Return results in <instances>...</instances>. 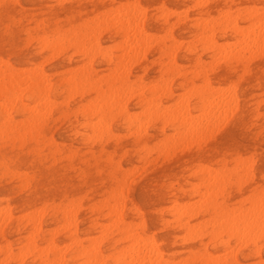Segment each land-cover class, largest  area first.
Segmentation results:
<instances>
[{"label":"rangeland","instance_id":"1","mask_svg":"<svg viewBox=\"0 0 264 264\" xmlns=\"http://www.w3.org/2000/svg\"><path fill=\"white\" fill-rule=\"evenodd\" d=\"M168 1L167 0H69V1L67 0L65 1L63 0H38V1L37 0H0V62L6 61L5 63L3 62L4 63L3 65H1L2 62L0 63V70L3 69L2 71H0V73H2L3 71L6 72L5 69L9 68L11 71L15 72V74L17 75L16 77L17 79L19 77V79L15 81V84L17 86H19L20 83L25 82V84L19 86L20 88L19 87L17 88L16 86V88L19 90V93L22 94L20 95L17 93L16 95L17 100L14 101L13 106L11 105L12 107L10 106V104L13 103L9 100V98L6 99V97H9L10 93H4V92L0 93V104H1L0 105V121H1L0 122V205H2L0 206V210H3L4 208L6 210L8 208L4 206L11 205L9 207V210L6 211L3 210L4 212L7 213L10 212L9 216L6 213V217H5V215H2L4 212L3 211H2L3 213L0 212V230H1L0 231V264H42L43 263L42 261L45 260L40 261L41 257L40 255L37 254L42 253V251L46 249L44 248L45 245H46L45 247L50 246L47 245L50 244L47 243L48 241L49 242L53 241L54 244H57L56 245L57 249L60 246L66 245L65 243L68 242L66 245L67 248H65L64 246V248L61 247L60 249L65 251V252L61 251L63 253V259L61 261L62 262L61 264L84 263L85 259L80 258L74 260L73 258L69 257V255L74 254L73 251L75 250L74 245L70 243L71 241L69 242V240H71L70 239L71 234L74 232L78 234L79 237L78 239L81 240L83 244H87L88 241L96 242L97 241L96 239H98V241L100 240L99 242L97 241L96 245L99 247L103 259L105 260L104 264H113L109 256L111 254L120 251V248L129 244L127 242H122L119 240V237L121 234H123L122 231L124 230H126V232L129 231L131 232L136 230L142 237L154 238L155 241L157 242L160 251L163 254V258L168 259L165 260L163 264L166 263L168 264L169 263L168 261L170 259L172 260L178 259L179 263H181L180 260L184 261L185 259H188L190 257L192 258L191 255L196 254L199 251L202 252L206 251V255L209 252L208 254L210 255V257L213 258V256L211 255L217 256L215 253L217 252L218 254L219 251L214 244H209L206 234L202 237L194 238L197 234H199L198 232H202V231L205 232L207 230H210L211 228H214L211 223V219H210L211 217L208 214L205 215L199 214V216L193 217L192 223H197V221L199 220L198 222L207 223L206 224L207 227L203 226L204 227L203 228L201 226L199 227L197 226L195 230L196 232L195 231L192 232L191 235L192 239H189L191 237H189L188 235L187 237L189 238L185 237L186 235L183 233L182 229L178 227V225L174 221V214L177 212V210L181 209L179 208L182 206L181 203L183 202L184 204L185 202L188 203L187 200L193 201L189 203H194L195 200L196 202H198L197 200H201V195L204 194V197L207 198L209 194L216 191L213 189L214 186L212 183L208 184V181H212V178H215V176L217 177L219 176V178L224 180L223 183L225 186V192L222 193V195H220V193H216L215 194L216 197L212 196V199L213 197L216 198L218 202H223L229 208L230 207L233 208L235 207V205L236 207L240 205L244 207L249 206L250 201H252L253 197L255 199V197H257V195L260 192L261 193L264 192V52H263L264 43H262L264 39H262V41L260 39L256 43H253L252 41H251L252 43L243 42L252 39L250 35L249 37H246L247 35V34L245 35L246 29L247 32L252 31L251 27L255 30H257L258 28L259 30H262V26H264V22H262L263 24H261V21H263L264 19V0H171V1L168 0ZM27 3H29V5ZM131 4L134 5L132 6ZM120 5L122 8L121 11H119ZM125 5L128 7H125ZM135 5L139 6V8L135 7ZM117 7H119L118 12L114 11V9H117ZM134 7L137 9H135ZM140 7L141 8L144 7L146 10L143 8V12H142L140 10L141 9ZM245 7H247L249 10ZM127 10H129L130 14L131 12H133L131 14L133 16L138 15L135 16L138 21V24H140L141 22V25L139 26H141V28L144 29L145 33L148 34L149 38L152 37L151 36L152 33L155 36L153 38H150L149 40V44L152 43L153 45L148 44L146 46L147 49L145 50H143V48L145 47L136 50L134 49L135 52L134 50H131L132 51L131 54L134 52L137 55H134L133 53L131 58L129 57L126 59V57H123L124 60L120 59L118 61V59L116 58H119L118 56H122L125 53L122 51H124L125 48L124 41L126 40L124 39H126V36L123 34V32L119 30V26H118L119 24L114 21L117 20V17L120 15L123 16L124 18L128 17V15L130 14ZM133 10H137L138 14ZM170 10H172V14H170L171 13ZM173 10H176V12ZM245 10L248 11V13ZM166 11L169 12L167 13ZM253 11L254 13L256 12L255 13L256 15L251 13ZM123 12H126L125 16L122 15ZM139 12L141 13L139 14ZM161 12H164L162 13L163 16L160 15ZM119 13L122 14L118 15ZM114 14L118 16H115ZM235 14L237 15L233 17ZM177 15L178 16L181 15V16L178 17ZM225 15L228 16L225 17L226 19L223 17ZM140 16H142L143 19H141L142 17ZM114 17L115 19L113 20L112 18ZM8 18L10 21L7 20ZM105 18L108 19L106 20ZM138 19L142 21H139ZM112 20L113 22H110ZM202 20H205L206 23L203 24V22H205L203 21L202 23L199 22L198 25L194 24L195 22ZM254 20H256V22ZM231 22L234 23L231 24ZM251 22L252 24L256 23V25L257 22H259L260 23V24L258 23L259 27L254 28L256 27V25L255 26L253 25L254 27L249 26V23ZM200 23L201 25H203L204 28L202 26H201L202 28L199 27ZM90 29H92L93 32ZM97 29H100L101 33ZM175 29L177 30V32ZM239 29L242 31V33H239L237 35L236 32ZM94 31L96 32V34H94L95 33ZM234 31L236 32L234 33ZM186 32L187 34L185 35L184 33ZM88 33H90L91 35L89 36ZM111 33H113V35ZM42 35H44V37H42ZM204 35H207V37L211 36L212 38L204 37ZM84 36L88 37V39H85L86 37ZM104 36H106L107 38H105ZM40 37L42 38L41 42L39 40ZM171 37L174 38V40H172ZM59 38H63V39H59ZM83 39L84 41H82ZM59 40H61V42H59ZM93 40L96 44L99 45V47L100 46L102 47L101 52L92 55L91 59L94 56L93 60H91L90 58L89 59L87 58L88 59L87 60L84 58L82 54L83 51L80 50H82L86 45L95 44ZM236 40L240 42H237ZM42 41L45 42V45L44 42ZM47 41L49 43H47ZM55 41L59 42V44L58 43L55 44L56 43ZM180 41L182 44L180 43ZM206 42L208 45L206 44ZM214 43L216 45H213V47H211L212 44ZM238 43H240L241 45ZM259 43L260 45L262 44V46H260ZM39 44H43V46ZM60 44L61 45L63 44L64 48L63 47L61 48ZM119 44L120 45L122 44L121 47H119ZM127 44L131 47L130 45L131 43L129 41L127 42ZM233 44L239 45L241 46V48L239 46H232ZM203 45L205 46V49ZM56 46H60V47L56 48ZM214 46H220L222 50H224L225 48H226L225 50H227L229 46H230V48H228L229 50L232 47L233 49L240 48L243 50V46H244V50L247 48L248 52L251 54L248 55L249 53L247 51L242 52V50L237 49L239 50L237 51V55L239 54L241 57L238 55L239 57L236 56L233 59L223 60V57L221 56L223 55V52L221 51L219 52L220 53L219 54L217 50L216 51L214 50L215 49ZM31 47L34 49H32ZM81 47L82 49H78ZM223 47L225 48L223 49ZM142 50L143 53H141ZM170 50L174 52H171ZM52 51H54L55 54L52 53ZM170 52H171L170 58L173 59H170L169 56L167 55V54L170 55ZM181 52L182 54H180ZM215 52H217L218 54ZM25 53L28 55H25ZM139 53H141V56H143L142 54H144V56L139 57L140 56ZM177 54L179 55V57H177L178 56ZM202 55H204L205 57ZM242 57H245V59H243ZM60 58H62V60ZM133 58L135 61L133 60ZM218 59L220 61L219 63L216 62ZM221 59L223 61H221ZM19 60L22 61L20 62ZM125 61L126 62L130 61V63H125ZM120 62H123L125 66H121L122 63ZM174 62L177 64H175ZM82 63H84V65ZM88 64H90L91 66L89 67ZM180 64L182 65L180 66ZM58 65L59 66L61 65V67H59ZM35 66H38V68ZM79 66L81 67V69ZM25 67L28 68V70L25 71L23 69ZM121 67H125L127 69L130 68L129 71L127 72L126 69L122 68L128 74V78L126 82L125 83H114V81L112 82L113 75L116 74V70L120 71ZM18 68H20V70H17ZM208 68H210L211 70ZM189 69H191V71H188ZM23 70L25 72H23ZM89 70L94 75L92 81L95 80L97 81L96 84L99 86L98 87L99 89L107 90L109 87L116 88L115 86L118 87L119 85V87L121 88L125 87V90H128V94L126 92L125 95H123L126 97L122 96L123 98H125V100L123 98H122L123 100L121 99L122 101L120 100L121 102L120 107L124 105L126 112L123 111L118 112V108L120 107L118 106H117L118 108L114 107L110 112L108 118L103 120V124L102 126H100L101 128H104L105 126L104 124L108 123L106 124V126L109 125L108 127L105 128L106 131L105 130L102 131L103 129H97L98 127L93 129L91 128L90 125H88L90 124L89 122L91 121L100 122L99 120L100 118L98 119V121H94L98 117H100L98 111L96 112V110L95 111L92 110L91 112L93 111L94 112L93 114H91L90 112H86L84 111V109H82V106L88 104L87 102L96 96L94 91H88L87 90L88 86H85L84 88L85 90L82 91V93L77 92L75 94H69L67 92L68 83H67V79L65 78H68V76L70 77L72 74L75 73L80 74L83 71H89ZM41 71H43V73L45 74V78L49 77L47 78L48 82L50 83V86H48L49 95H50L49 104H44L42 100L39 101L42 103H37L38 100L28 99L26 98V96L23 95L24 93L23 89L26 87V83H27V81L25 80H27L30 77L29 74L32 72L39 73ZM194 72L197 74H194ZM20 73H22V75ZM105 74L107 76H105ZM205 74L206 76H203ZM25 75H27L28 78H26L27 76L25 77ZM108 75H110V77ZM20 76L22 77L20 78ZM0 79H2L1 75H0ZM169 80L171 82L167 84L166 81L169 82ZM131 81L133 82L131 83ZM164 81L168 86V90L163 93L156 91L158 94L155 93L153 97L155 99H153L152 104H149L150 106H148L144 102H140L139 99V94H141L140 90L141 92L146 91V94H148L149 84L151 83L154 84V85L153 84L149 85V87L151 86L150 89H153L152 88L153 86L154 87L158 86L156 85V83L162 85L165 84L163 83ZM206 81H208L207 83H209L210 88L213 87L214 89H216V86H219L218 89H216L218 91H215L218 93V95L221 93L220 88L222 91H224L222 92L223 94L221 95L225 96V95H229L228 93H230V95L232 96H227L226 98L229 97V99L232 100V107L229 106L231 104V101L228 100L229 102L228 103L227 99L226 98L223 99V96H221L222 97L221 99L226 101L228 105L227 107L226 105H224V107L228 108L226 110L227 111L230 110L231 113L230 112L227 113L226 111L223 112L224 107L222 106L219 110H221V112L223 113L219 112L220 115L217 116L223 119L222 117L230 114L229 117L228 118L224 117V119L226 118L225 119L226 121L218 119L217 117L215 121L221 120L222 122L223 121L225 122L222 123L217 121L218 125L217 122H215L216 125L215 124L212 125L211 127L213 128L210 129L212 130L214 128H217L218 126H220L218 127L220 129L218 128L214 129L215 134L213 131L212 132L209 131L210 130L209 129L208 130L209 134L212 133L210 135L207 134L208 137L210 136L209 139H206L208 137H204L206 135L200 136V138L204 137L201 139L198 138L199 140L202 141L201 142L196 139L198 137L196 135H195L196 138L195 136L192 135L189 137H187L186 135H189L190 130L193 131V129L197 128V126L205 124L207 122V119L205 118V120H203V117L201 118L200 115L199 118H197L198 116H196V118L191 117L192 115L194 116L197 113L199 114V112L196 110L197 107L205 105L203 104L201 94H202V89H204L202 87L206 85ZM203 82H205V84ZM201 83L204 85H201ZM198 84L200 85L199 88H198L199 86ZM228 84H231V86ZM196 85H197V89L195 87ZM223 86L226 87L229 86L230 88L234 86L235 89L231 88V90L234 91V92L232 91L233 94L230 92L229 87H227L228 88L227 90ZM134 87L137 89V91L136 89H134ZM189 87L191 88L194 87L195 89L193 88L191 90ZM222 87L224 88V90L222 89ZM133 89L134 91H132ZM186 89L187 92L185 91ZM188 89H190L191 91H188ZM130 91L134 92V95H132L133 93H131ZM169 91H171L172 93ZM182 91L184 95L180 94L182 93ZM197 91L199 93H197ZM135 92H138L139 94ZM215 92L210 94L212 95V97L209 96V98L210 97L213 98L211 100L220 98L219 97L220 95L217 97L214 96ZM185 95L189 96L187 97L186 103L183 102L186 100ZM190 96L192 98H190ZM178 97L179 100L176 101ZM66 98L68 99L67 101ZM235 98H237V100H234L236 102L233 101V99ZM126 100L127 102L126 104H124ZM180 100L183 101L179 102ZM157 101L159 102L157 103ZM8 102L9 105H7ZM21 103L22 104L26 103V104L25 106H23ZM155 103L156 104L160 103L159 104L160 107H167V105L177 106L179 103H180L179 105L187 104V108L189 109V114H190L189 116L191 117V119L192 118L193 119L190 121L191 123L186 122L187 124H182V125L178 124L179 126L177 125V123H179L178 121L172 120L173 122H171V120L169 119L168 120H162L161 118L156 119L154 115H152L153 117L150 116L153 113L150 111H153L154 108L153 106L155 105ZM175 103H177V105ZM32 104H34L35 107L33 106V108L32 109L30 108V110L31 112L32 110H34L35 112L37 111L36 114L30 113V111L26 110V108L30 106L32 107ZM42 104L43 106L47 105V107L44 106L45 108L48 107L50 108L49 109L50 112L44 114L45 116L43 115V113L46 112L42 113L40 111L41 109H43V107H41ZM130 104H134V105H130ZM1 108H4V110ZM8 108H10L9 114L6 113ZM35 108L37 110H35ZM45 108L42 111L44 110L49 111L48 109ZM217 108L218 107L216 106L214 109ZM229 108H231L232 110ZM141 109L142 111H144V109L145 111L147 110L148 111V112L146 111L147 115L150 117L145 116L144 113L145 111L143 112L144 114L142 113L143 115L140 114L141 115L140 116L138 112L140 110L141 113L142 112ZM219 110L218 109L216 110L217 114ZM116 111L117 113H115ZM39 112H41L42 115ZM129 112L131 114H129ZM135 112H136L135 114L136 120H134L135 118L133 119L134 116H132V113L134 114ZM5 113L6 115H8V117L5 116ZM30 116L31 118H29ZM39 118L42 120H40ZM129 118L132 120H129ZM146 118L148 119L147 121L150 120L151 121L149 123L146 122L145 121ZM28 119L29 120L32 119V120L28 121ZM33 119H35V122H33ZM37 119H39V121ZM26 120L28 122H32V124L29 125ZM142 120H144L143 124L140 123ZM199 120L203 122L205 121V123L200 122ZM193 121H194V126H192ZM136 122H138V124ZM163 122L167 124L164 125ZM115 123H117V125ZM93 124L92 125L95 126V123ZM85 125H88L89 127L87 126L86 128L84 127ZM120 126L122 130L119 128ZM136 126H141L140 128H143L144 126V129L139 130V128ZM191 126L194 128L191 129ZM33 127L34 129H32ZM184 127H187L186 130L188 129L190 130H188V132L187 131L185 132ZM8 128L12 130L10 131L8 130ZM137 128L138 130L136 131L137 132L136 135L131 133L134 132L132 130H135ZM175 128H178V130H175ZM237 128H239L240 130ZM95 130L99 134H100L99 130H101V135H94L96 133ZM22 131H24V133H22ZM107 131H108L107 135H104L106 134L105 132ZM128 131L130 134L128 133ZM177 131H180L178 133L184 131L185 134L184 133L178 134ZM139 132H141L142 134ZM87 133L88 135L90 134L89 135L90 137L87 135ZM138 133L141 135H139ZM123 134L124 136L126 134V137H123ZM172 134L173 137L177 136L179 140L177 138H174V141L171 142V140H173ZM116 135H118V137ZM63 136L64 139L62 138ZM86 137H88V139L90 138V140H87ZM68 138H70V140H68ZM96 138L97 140H95ZM164 138L169 139L170 147L171 145L174 144L173 145L174 147L173 146L172 147L175 150L177 148H181L180 146L183 147L181 148V150L178 149L175 151L170 147H168L169 149L168 148L165 149L160 144L155 145L159 142L161 143L162 140H164ZM186 138H190L191 141ZM184 140L185 141L188 140L190 142L187 141L188 143L186 142L187 144H185V142H182ZM189 143H191V145ZM141 147H143V149ZM184 147L187 148L184 149ZM162 151L163 152L171 151V153H167V154L165 153L166 154L165 155L164 153H161ZM144 152L148 154H144ZM250 158H251V162H250ZM147 160L148 162L150 160V162L148 163ZM244 161H248L249 163ZM144 162L146 163V165ZM250 163L252 164L251 168L249 167L251 165ZM242 164L244 165L242 166ZM245 164H248L246 165L248 167H246ZM133 165L134 166L136 165L138 167H134ZM202 165L207 166L208 167L206 168L207 170H209V168L212 169L213 170V171L211 170L212 175L214 170L216 169L217 170V171L215 170L216 175L215 174L214 176L210 175L211 171L209 170L210 172L209 171L206 172L207 170L205 168L204 170L206 171H203L202 170L203 168H201V171L198 169V171L194 172V170H196L197 167L198 168L202 167ZM244 166L246 167V169H243ZM131 168L132 169L135 168V169L131 170ZM139 170L141 171L139 172ZM22 171H24V173H22ZM244 171L246 172L249 171V172L246 173ZM126 172L128 173H127V178L125 179L123 178V176L126 175L123 174H125ZM132 172H134L136 175H134V173ZM219 173L220 175H218ZM205 174H209V175L202 176ZM247 175H250L248 176V179H247ZM145 176L148 178H146ZM201 176L202 178H200ZM208 176H211L212 178ZM225 177H227L228 179ZM236 178H238V180ZM242 178L244 179V181ZM123 179H125L126 181L125 184L130 180L129 184L125 185L123 183L124 182ZM196 183H197L196 186L197 188L195 187ZM190 184H193L192 186L194 187H192ZM200 184H203L204 187L203 185ZM119 186L123 187V190H126L127 188L126 190L127 192L125 191L126 193H124L122 189L119 192V188H120ZM1 187L4 189H2ZM190 187H192L193 190H191L192 188ZM205 189L207 191H204ZM210 190L212 191L209 192ZM4 191H6V193ZM201 191L203 192V194L198 193ZM205 193L207 194L209 193V194L207 195ZM110 194L115 195V197L117 196V200L116 198H114V196L112 197V195ZM118 194L119 195L123 194V195L119 197ZM137 195L139 197H137ZM205 195H207V197ZM250 196L252 198H250ZM122 199L123 202L120 201ZM244 199H246L247 201L246 200L244 201ZM119 201L122 202L123 204L120 203ZM172 202H174V204ZM42 204L44 205L41 206ZM113 204H118V205H113ZM171 204H173L174 206ZM179 204H181V206H179ZM108 205L110 206L107 208L106 206ZM168 205L171 208H169ZM1 207H3V209ZM39 207L40 209L43 208L42 210L43 213H41L40 215L34 214V212L37 211L36 208ZM97 207H101V208L97 209ZM112 207H118V211L120 213L110 214L109 211L110 208ZM173 207L176 208V210H174ZM33 208L34 210L35 209L36 210L31 211ZM70 208L73 209V211L76 210L75 214H73L74 212L71 213L72 210ZM68 209L70 210L68 211ZM183 209L185 210V208ZM183 209L179 211L182 213L183 219H185L188 215V211L184 212ZM62 210L64 211L62 212ZM44 211L46 212L44 213ZM68 212H69V217L67 215ZM18 215H21V217ZM63 215H65L66 218ZM36 216L38 218L40 217L39 221L36 220L37 218ZM72 216H74V218H72ZM7 217L9 219H7ZM70 217L72 218V220H70ZM111 217H113L115 220L113 218H112L113 220H111ZM64 218L66 220L68 218L69 220L68 221L63 220ZM218 218L221 219L222 217H218ZM218 218L216 220L220 221V219L218 220ZM118 219L120 222L116 221ZM168 219L169 221H167ZM225 219L226 218H223L221 219V221H224ZM62 221H64L65 224ZM71 221L73 224H71ZM139 221H141L140 222L141 224L137 227L135 223L136 222L138 223ZM36 222L39 223L38 226ZM106 222L108 223L111 222L110 224L114 222L113 224L114 227L109 228L111 225L107 224ZM69 223L71 224L70 226ZM102 223H104V225ZM218 223H215L214 225ZM102 225L106 228L104 229L100 227ZM61 226L64 228H62ZM66 226H68V228ZM127 226H129V228ZM133 226L135 228H133ZM34 227L37 228V231L35 229L36 231L35 233H34ZM119 227H121L122 229H120ZM124 227L127 228L124 229ZM198 228H200V230H198ZM52 229L54 230L53 232H51ZM107 229H109L110 231ZM30 231H32L33 233H31ZM136 231L131 233H136ZM161 232L162 234H160ZM98 233L99 234L102 233L101 234L102 236L99 235L100 238H102V240L99 237H96V235L98 236ZM26 234H29L27 235V238H26ZM149 234L152 236H150ZM92 235H94L93 237L95 238L93 240L91 238ZM181 235L184 236L186 240H183V237ZM31 236L33 239H30ZM50 238H52V240ZM180 239H182L183 241ZM263 241L264 239L262 238L260 240H257L256 245L259 248V255H261V259L264 260V243H262ZM69 243L71 244V246L69 245ZM179 244H182V246L180 247ZM22 246H25L26 248H28V250ZM31 246L35 249H31L32 248ZM36 247L39 248L36 250ZM4 249H6V251ZM21 249L22 250L24 249V251H22ZM7 250L8 251L10 250L9 251L10 254L7 253ZM38 250L40 252H38ZM253 250H254L253 245H244L240 247L236 251V255H235L236 260L233 262L230 258L228 264H242V263L254 264L255 262H258L260 258L259 256L253 254L252 252ZM28 252L30 254H28ZM6 256L8 258H6ZM20 256L22 257L21 261L19 259ZM184 256L186 257L185 259ZM51 257L52 255L49 254V259L45 261L47 264H54V262L51 261ZM197 258L193 259V262L191 264H203L202 259L200 258L197 259ZM4 259L6 260L3 261ZM178 260L177 262L175 261L174 263H172L171 261L170 263L177 264ZM45 262L43 264H46Z\"/></svg>","mask_w":264,"mask_h":264},{"label":"bare ground","instance_id":"2","mask_svg":"<svg viewBox=\"0 0 264 264\" xmlns=\"http://www.w3.org/2000/svg\"><path fill=\"white\" fill-rule=\"evenodd\" d=\"M38 1V0H37ZM63 1H65V0H63ZM67 1H69V0H67ZM168 1V0H167ZM171 1V0H170ZM11 2V1H10ZM121 2V1H120ZM156 2V1H155ZM169 2V1H168ZM173 2V1H172ZM63 3V2H62ZM131 3V2H130ZM135 3V2H134ZM145 3V2H144ZM28 5H29V3H27ZM119 4V3H118ZM121 4H124V3H121ZM170 4V3H169ZM220 4V3H219ZM27 5V6H28ZM32 5V4H31ZM132 6L134 5V4H131ZM177 5V4H176ZM174 6V5H173ZM182 6V5H181ZM125 7H128V6H126L125 5ZM135 7H138L139 8V6H136L135 5ZM134 7V8H135ZM130 8V7H129ZM141 8V7H140ZM143 8L144 7H142L140 10L143 12ZM243 8V7H242ZM245 8H247V7H245ZM118 9H119V7H117V9H114V11H116V12H118ZM121 5H120V9H119V11H121ZM125 9H128V8H125ZM132 9V8H131ZM130 9V10H131ZM135 9H137V8H135ZM145 9V8H144ZM248 9V8H247ZM139 10V11H140ZM146 10V9H145ZM144 10V11H145ZM195 10H197V9H195ZM249 10V9H248ZM124 11V10H123ZM128 12H129V10H127ZM134 12H136L137 13V10H133ZM173 11H175L176 12V10H173ZM246 11V10H245ZM244 11V12H245ZM103 12H105V11H103ZM127 12V13H128ZM167 13L169 12V11H166ZM165 12V13H166ZM170 14H172V10H170ZM195 12V11H194ZM247 13H248V11H246ZM126 12H123V14L122 13H119L118 15H120V14H122V15H126L125 14ZM133 12H131V14H132ZM135 13V14H136ZM141 12H139V14H140ZM162 13H164V12H161V14L160 15H162ZM178 13V12H177ZM252 14H255L254 13V11L253 12H251ZM250 13V14H251ZM116 14V13H115ZM114 14V15H115ZM129 14H130V12H129ZM128 15V17H126V18H124L123 16H118V15H115V16H118L117 17V20H115L114 22H117L119 25V30L121 31V32H123V34L126 36V39H124V40H126V41H124L125 43H124V51H122V52H125L122 56H118L119 58H116V59H118V61L121 59V60H124V58L123 57H126V59L127 58H131V56L133 55V53L135 52V50L136 49H139V48H142V47H145V48H143V50H145V49H147L146 48V46L149 44V40H150V38H153L155 35H153V33L151 34V36L152 37H150L149 38V36H148V34H146L145 33V31H144V29L143 28H141V26H139V25H141V22H140V24H138V21H137V19H136V17L135 16H138V15H135V16H133V15ZM138 14V13H137ZM192 14V13H191ZM190 14V15H191ZM221 14V13H220ZM249 14V15H250ZM101 15H102V13H101ZM111 15V14H110ZM113 15V14H112ZM166 15V14H165ZM168 15V14H167ZM237 14H235L233 17H235ZM242 15H243V13H242ZM256 15V14H255ZM104 16V15H103ZM105 16H107V15H105ZM145 16V15H144ZM163 16V15H162ZM178 16V15H177ZM181 15H179L178 17H180ZM248 16V15H247ZM262 16V15H261ZM96 17V16H95ZM109 17V16H108ZM110 17H112V16H110ZM140 17H142V16H140ZM140 17H139V19H140ZM224 18L225 17H228V16H223ZM103 18V17H102ZM101 18V19H102ZM222 18V17H221ZM238 18V17H237ZM236 18V19H237ZM251 18V17H250ZM263 18V17H262ZM89 19H90V17H89ZM92 19V18H91ZM101 19H99V20H101ZM104 19V18H103ZM106 20L108 19V18H105ZM113 20L115 19V17L114 18H112ZM138 19V20H139ZM141 19H143V17L141 18ZM194 19V18H193ZM197 19V18H196ZM204 19V18H203ZM209 19V18H208ZM223 19V18H222ZM226 19V18H225ZM7 20H9V18L7 19ZM24 20V19H23ZM86 20V19H85ZM98 20V19H97ZM113 20L112 21H110V22H113ZM207 20V19H206ZM258 20H259V17H258ZM10 21V20H9ZM87 21V20H86ZM104 21V20H103ZM139 21H142V20H139ZM203 21H205V20H202V21H198V22H193L195 25H198V23L199 22H203ZM210 21V20H209ZM208 21V22H209ZM255 22H256V20H254ZM253 21V22H254ZM92 22V21H91ZM91 22H89V23H91ZM181 22V21H180ZM262 22H264V19H263V21H261V24H263ZM101 23V22H100ZM197 23V24H196ZM201 23H200V26L199 27H203V25H201ZM206 23V21L205 22H203V24H205ZM234 23V22H233ZM232 22H231V24H233ZM243 23V22H242ZM259 22H257V25H256V23H253L252 24V22L251 23H249V26H255L256 25V27H254V28H258L259 27V24H258ZM96 24H99V23H96ZM103 24H105V23H103ZM222 24V23H221ZM230 24V23H229ZM230 24V25H231ZM85 25H88V24H85ZM110 25V24H109ZM116 25V24H115ZM147 25V24H146ZM207 25V24H206ZM210 25V24H209ZM172 26V25H171ZM248 26V27H249ZM160 27V26H159ZM201 27V28H202ZM208 27V26H207ZM228 27V26H227ZM263 27L264 26H262V30H259V28L257 29V30H255V29H253L252 27H251V29H252V31H248L247 32V29H246V31H245V35H246V37H249V35H250V37H252V39H247L248 41H243V42H245V43H247V42H250V43H256V42H258L260 39H261V41H262V39H264V29H263ZM81 28V27H80ZM89 28H92V27H89ZM101 28H103V27H101ZM100 28V29H101ZM150 28V27H149ZM169 28V27H168ZM204 28V27H203ZM243 28V27H242ZM260 28H261V26H260ZM94 29H96V28H94ZM100 29H97V30H99L100 31ZM170 29V28H169ZM168 29V30H169ZM211 29V28H210ZM223 29V28H222ZM90 30H92V29H90ZM104 30H105V28H104ZM103 30V31H104ZM167 30V29H166ZM176 30V29H175ZM250 30V29H249ZM116 31V30H115ZM92 32H93V30H92ZM95 32V31H94ZM176 32H177V30H176ZM179 32V31H178ZM229 32V31H228ZM236 31H234V33H235ZM247 32V33H246ZM55 33V32H54ZM75 33V32H74ZM91 33V32H90ZM90 33H88L89 34V36L92 34H90ZM100 33H101V31H100ZM239 33H242V31L239 29L237 32H236V34L238 35ZM248 33H250V34H248ZM94 34H96V32L94 33ZM97 34H99V33H97ZM105 34H107V33H105ZM112 35H113V33H111ZM165 34V33H164ZM185 35L187 34V32L186 33H184ZM184 34H182V35H184ZM199 35H201V34H199ZM211 35V34H210ZM244 35V34H243ZM242 35V36H243ZM244 35V36H245ZM22 36V35H21ZM70 36H72V35H70ZM97 36V35H96ZM159 36V35H158ZM165 36V35H164ZM163 36V37H164ZM203 36V35H202ZM201 36V37H202ZM229 36V35H228ZM42 37H44V35H42ZM84 37H86V36H84ZM105 38H107L106 36H104ZM156 37H157V35H156ZM160 37V36H159ZM166 37V36H165ZM164 37V38H165ZM194 37V36H193ZM200 37V36H199ZM204 37H207V35H204ZM209 38L211 37V36H208ZM207 37V38H208ZM55 38H56V36H55ZM172 38V37H171ZM212 38V37H211ZM242 38V37H241ZM240 38V39H241ZM41 37L39 38V40H40V42H41ZM49 39V38H48ZM59 39H63V38H59ZM65 39V38H64ZM85 39H88V37H86ZM94 39V38H93ZM166 39H168V38H166ZM243 39H245V38H243ZM242 39V40H243ZM47 40V39H46ZM79 40V39H78ZM95 40V39H94ZM94 40H93V42H94ZM172 40H174V38H172ZM182 40V39H181ZM193 40V39H192ZM203 40V39H202ZM222 40V39H221ZM57 41V40H56ZM55 41V42H56ZM66 41V40H65ZM76 41V40H75ZM82 41H84V39L82 40ZM109 41V40H108ZM130 42L131 44V47L127 44V42ZM156 41V40H155ZM155 41H153V42H155ZM190 41V40H189ZM196 41V40H195ZM237 41V40H236ZM252 41V42H251ZM264 41V40H263ZM262 41V43H264ZM30 42V41H29ZM42 42H44V41H42ZM59 42H61V40H59ZM59 42H56L55 44H59ZM80 42V41H79ZM106 42V41H105ZM176 42H177V40H176ZM178 42H179V40H178ZM237 42H240V41H237ZM47 43H49L48 41H47ZM70 43V42H69ZM68 43V44H69ZM72 43V42H71ZM83 43V42H82ZM95 43V42H94ZM180 43H181V41H180ZM196 43V42H195ZM194 43V44H195ZM212 43V42H211ZM216 43V42H215ZM212 44V46L211 47H213V45H216V44ZM236 43V42H235ZM64 44H66V43H64ZM73 44V43H72ZM86 44V43H85ZM89 44V43H88ZM152 44V43H151ZM151 44H149V45H151ZM182 44V43H181ZM206 44H207V42H206ZM205 44V45H206ZM210 44V43H209ZM238 44H240V43H238ZM39 45H41V46H43V44H39ZM44 45H45V42H44ZM53 45H54V43H53ZM53 45H52V47H53ZM61 45V44H60ZM70 45V44H69ZM68 45V46H69ZM122 45V44H121ZM121 45L119 44V47H121ZM153 45V44H152ZM174 45H175V43H174ZM208 45V44H207ZM219 45V44H218ZM225 45V44H224ZM224 45H221V46H224ZM241 45V44H240ZM247 45V44H246ZM245 45V46H246ZM259 45H260V43H259ZM83 46H84V44H83ZM232 46H239V45H232ZM252 46V45H251ZM260 46H262V44L260 45ZM57 47H60V46H56V48ZM64 48V46H63V44L61 45V48ZM65 47H66V45H65ZM129 47V48H128ZM148 47H150V46H148ZM203 47H204V49H205V46L203 45ZM228 47V46H227ZM240 48H241V46H239ZM6 48V47H5ZM32 48V47H31ZM61 48H59V49H61ZM101 46L99 47V45L98 44H91V45H86L83 49H82V47L81 48H78V49H82V50H80V51H83V56H84V58L85 59H91V56L92 55H95V54H97V53H99V52H101ZM208 48H210V47H208ZM214 50L216 51L217 50V52L219 53V52H223V55H221L222 57H223V60L224 59H226V60H229V59H233L234 57H236V56H238L237 55V51H239V50H237V49H240V48H236V49H233V47L229 50L228 48H230V46L227 48V50H225L226 48L225 47H223V49L224 50H222V48H220V46H214ZM262 48V47H261ZM32 49H34V48H32ZM59 49H58V51H59ZM127 49H130V50H127ZM135 49V50H134ZM172 49V48H171ZM203 49V48H202ZM207 49V48H206ZM233 49V50H232ZM258 49V48H257ZM131 50H134V52L131 54ZM143 50L141 51V53H143ZM240 50H242V49H240ZM27 51H29V50H27ZM26 51V52H27ZM47 51V50H46ZM58 51H56V52H58ZM79 51V52H80ZM171 51V50H170ZM192 51V50H191ZM248 52V49L246 48L245 50H244V46H243V50H242V52ZM252 51V50H251ZM250 51V52H251ZM160 52V51H159ZM171 52H174V51H171ZM171 52H170V55L169 54H167L168 56H169V58H170V56H171ZM188 52V51H187ZM217 52H215V53H217ZM253 52H255V51H253ZM252 52V53H253ZM263 52H264V50H263ZM22 53H24V52H22ZM52 53H54L55 54V52L54 51H52ZM141 53H139L140 54V56L139 57H143L144 56V54H142L143 56H141ZM214 53V52H213ZM217 53V54H218ZM249 53V52H248ZM257 53V52H256ZM4 54V53H3ZM57 54V53H56ZM138 54V55H139ZM148 54H150V53H148ZM174 54V53H173ZM180 54H182V52L180 53ZM216 54V55H217ZM220 54V53H219ZM241 54V53H240ZM251 53H249L248 55H250ZM255 54V53H254ZM6 55V54H5ZM25 55H28V54H26L25 53ZM38 55V54H37ZM36 55V56H37ZM79 55V54H78ZM119 55H121V54H119ZM134 55H137V54H135L134 53ZM178 55V54H177ZM176 55V56H177ZM215 55V56H216ZM36 56H34V57H36ZM40 56V55H39ZM38 56V57H39ZM56 56V55H55ZM54 56V57H55ZM146 56H148V55H146ZM151 56V55H150ZM202 56H204V55H202ZM207 56V55H206ZM218 56H220V55H218ZM240 56V55H239ZM238 56V57H239ZM245 56H247V55H245ZM94 57V56H93ZM93 57H92V59L91 60H93ZM121 57V58H120ZM138 57V56H137ZM177 57H179V55L177 56ZM205 57V56H204ZM241 57V56H240ZM30 58V57H29ZM83 58V57H82ZM123 58V59H122ZM218 58V57H217ZM243 59H245V57H242ZM241 58V59H242ZM249 58V57H248ZM257 58V57H256ZM255 58V59H256ZM31 59V58H30ZM35 59V58H34ZM50 59V58H49ZM61 60H62V58H60ZM87 59V60H88ZM110 59V58H109ZM115 59V58H114ZM125 59V60H126ZM170 59H173V58H170ZM169 59V60H170ZM178 59V58H177ZM180 59V58H179ZM214 59H215V57H214ZM59 60V59H58ZM133 60H134V58H133ZM138 60H139V58H138ZM222 59H221V61H223ZM20 61V60H19ZM22 61V60H21ZM20 61V62H21ZM127 61V60H126ZM125 61V63H130V61L129 62H126ZM135 61V60H134ZM172 61V60H171ZM181 61H183V60H181ZM184 61H185V59H184ZM188 61V60H187ZM214 61V60H213ZM2 62V64L1 65H3L5 62L4 61H1ZM0 62V63H1ZM4 62V63H3ZM61 62V61H60ZM117 62V61H116ZM164 62V61H163ZM173 62V61H172ZM171 62V63H172ZM208 62H210V61H208ZM216 62H220L219 61V59L216 61ZM230 62V61H229ZM45 63V62H44ZM55 63V62H54ZM89 63H91V62H89ZM97 63V62H96ZM107 63V62H106ZM109 63V62H108ZM120 63H122V65L121 66H125V64H123V62H120ZM165 63V62H164ZM175 63V62H174ZM185 63V62H184ZM204 63V62H203ZM214 63V62H213ZM8 64V63H7ZM59 64V63H58ZM83 65H84V63H82ZM86 64V63H85ZM173 64V63H172ZM175 64H177V63H175ZM210 64V63H209ZM9 65V64H8ZM41 65H43V64H41ZM40 65V66H41ZM96 65V64H95ZM129 65H131V64H129ZM128 65V66H129ZM133 65V64H132ZM182 64H180V66H181ZM11 66V65H10ZM33 66V65H32ZM47 66H48V64H47ZM59 66V65H58ZM58 66H57V68H58ZM88 66L90 67L91 65L90 64H88ZM99 66V65H98ZM127 66V65H126ZM174 66H176V65H174ZM209 66V65H208ZM214 66V65H213ZM6 67V66H5ZM35 67H37L38 68V66H35ZM49 67H50V64H49ZM56 67V66H55ZM59 67H61V65L59 66ZM80 67V66H79ZM2 68V67H1ZM13 68V67H12ZM26 68V67H25ZM23 68L25 71L26 70H28V68ZM48 68V67H47ZM51 68H53V67H51ZM78 68V67H77ZM122 68H124V69H126V72L127 71H129V69L130 68H125V67H121V69H120V71L119 70H116V74H114L113 75V77H112V82L114 81V83H125L126 82V80H127V78H128V74L124 71V69H122ZM166 68V67H165ZM22 69V68H21ZM32 69V68H31ZM75 69V68H74ZM80 69H81V67H80ZM115 69V68H114ZM119 69V68H118ZM133 69H135V68H133ZM151 69V68H150ZM199 69V68H198ZM204 69H205V67H204ZM208 69H210V68H208ZM3 70V69H2ZM2 70H0V71H2ZM17 70H20V68H18ZM23 70V72H25ZM51 70V69H50ZM78 70V69H77ZM193 70H195V69H193ZM197 70V69H196ZM200 70V69H199ZM203 70V69H202ZM211 70V69H210ZM5 71L6 72H2V73H0V75L2 76V79H0L1 80V82H0V93H10L9 94V97H6V99H8L9 98V100L13 103V104H10V106L12 105H14V101H16L17 100V98H16V95H17V93L18 94H22V93H19V90L17 89L20 85H23V84H25V82L24 81H22V82H24V83H20V85L19 86H17L16 84H15V81L16 80H18L19 79V77H18V79L16 78L17 77V75L15 74V72H13V71H11L9 68H6L5 69ZM66 71H67V69H66ZM134 71V70H133ZM141 71V70H140ZM153 71V70H152ZM188 71H191V69H189ZM205 71V70H204ZM203 71V72H204ZM209 71V70H208ZM22 72V71H21ZM22 72V73H23ZM28 72H30V71H28ZM147 72H148V70H147ZM186 72V71H185ZM22 73H20L21 75H22ZM27 73V72H26ZM57 73V72H56ZM61 73V72H60ZM109 73V72H108ZM178 73H180V72H178ZM191 73V72H190ZM55 74V73H54ZM149 74H150V72H149ZM153 74V73H152ZM194 74H197V73H195L194 72ZM201 74V73H200ZM53 75V74H52ZM71 75V74H70ZM142 75V74H141ZM177 75V74H176ZM23 76H24V74H23ZM27 75H25V77H26ZM29 78H28V76L26 77V78H28L27 80H25V81H27V83H26V87L23 89V95L24 96H26V98H28V99H36V100H38L37 101V103H42V102H44V104H49V98H50V95H49V87L48 86H50V83L48 82V80H47V78H49V77H47V78H45V74L43 73V71H41V72H39V73H30L29 74ZM93 73L89 70V71H83L82 73H80V74H72L70 77L68 76V78H65V79H67V83H68V89H67V92L69 93V94H75V93H82V91H84L85 89V86H88V88H87V90L88 91H94V93L96 94V96L94 97V98H92V99H90L87 103L88 104H86V105H84V106H82V109H84V111H86V112H90L91 114H93V112L96 110V112L98 111L99 112V114H100V117H98L96 120H94V121H98V119L100 120V122H89L90 124H88V125H90L91 126V128H93V129H95L96 127H98L97 129H103L102 131H104L105 130V128L106 127H108L109 125H107L106 126V124H108V123H105L104 125V128H101L100 126H102V124H103V120H105L106 118H108V116L110 115V112L112 111V109L114 108V107H120L121 105H120V100L123 98V97H126V96H123V95H125V93L127 92V94H128V90H125V87H124V85H123V87L124 88H121V87H119V85H118V87L117 86H115L116 88H113V87H109L107 90H103V89H99L98 87V85L96 84L97 83V81L95 80V81H92L93 80ZM105 76H107L106 74H105ZM109 77H110V75H108ZM203 76H206V74L205 75H203ZM22 76H20V78H21ZM103 77V76H102ZM240 77V76H239ZM104 78H106V77H104ZM241 78V77H240ZM94 79H96V78H94ZM106 79H108V78H106ZM239 80V79H238ZM49 83V85H48V83ZM133 81H131V83H132ZM171 81L169 80V82H167L166 81V83L168 84V83H170ZM208 81H206V85L204 86V87H202V88H204V89H202V94H201V98H202V101H203V104H205V105H202V106H199V107H197L196 108V110L199 112V114L197 115H192L191 117H195L196 118V116H198L197 118H199V115H200V117L202 118L203 117V120H205V118L207 119V122L205 123V121L203 122V121H201V120H199L200 122H203V123H205V124H202V125H199V126H197V128H195V129H193V131H191L190 129H188V130H190V133H189V135H186L187 137H189V136H198L197 138H196V136H195V138L197 139V140H199V139H201V138H204V137H208L207 136V134L208 135H210V134H212V133H210L209 134V131H213L214 132V129H217L218 127H220V126H216L217 128H214V129H210V128H213V127H211L212 125H214L215 124V122H217V121H219V122H222L221 120H225L224 119V117H229V115H226V113H225V115L226 116H224V117H222L223 119H221V118H219V116H217V115H220V113H223V112H230V110L229 111H227L226 109H228V108H225L224 107V105H226V107L228 106L227 105V103H226V101H224V100H222L221 98V96H223V99L224 98H226L227 96H232V95H230V93H228L229 95H221V94H223L222 92H224V91H222L221 90V88H220V96L218 95V93L217 92H215V91H218V90H216V89H218V87L219 86H216V89H214L212 86V88H210V85H209V83H207ZM111 83V82H110ZM163 83H165V81L163 82ZM162 84V85H159V84H157L156 83V85H158L157 87H152L153 89H150V87H149V85H151V84H153V83H151V84H149L148 85V88H149V90H148V94H146V91H143V92H141V90H140V93L141 94H139L138 92H135V93H138L139 94V99H140V102H144V103H146L148 106H150L149 104H152V102H153V99H155V98H153L154 97V95H155V93H157L156 91H159V92H165V91H167L168 90V86H167V84ZM204 84H205V82H203ZM233 83H235V82H233ZM192 84V83H191ZM204 84H202L201 83V85H204ZM100 85V84H99ZM111 85V84H110ZM109 85V86H110ZM130 85V84H129ZM154 85V84H153ZM194 85V84H193ZM199 85V84H198ZM228 85H230L231 86V84H228ZM16 86H17V88H16ZM147 86V85H146ZM129 87H131V86H129ZM139 87H141V86H139ZM145 87V86H144ZM196 87V89H197V85L195 86ZM200 87V85L198 86V88ZM223 87H225V89H227L228 90V88L227 87H229V86H223ZM222 87V89L224 90V88ZM20 88V87H19ZM137 88H138V86H137ZM146 88V87H145ZM191 90L194 88V87H189ZM230 88V87H229ZM231 88H233V89H235V87L234 86H232ZM231 88H230V92L232 93V91L233 90H231ZM22 89V88H21ZM104 89H106V88H104ZM132 89V88H131ZM134 89H136L135 87H134ZM134 89L132 90V91H134ZM140 89H142V88H140ZM190 89H188V91H191ZM195 89V88H194ZM9 90H10V92H9ZM130 90V89H129ZM211 90H213V91H211ZM136 91H137V89H136ZM186 92H187V89L185 90ZM131 92V91H130ZM169 92H171V91H169ZM215 92V95L214 96H219L218 98L219 99H214V100H211V99H213V98H211L212 97V95H210V94H212V93H214ZM229 92V91H228ZM234 92V91H233ZM131 93H133L132 95H134V92H131ZM166 93H168V92H166ZM172 93V92H171ZM197 93H199L198 91H197ZM216 93H217V95H216ZM130 94V93H129ZM158 94V93H157ZM170 94V93H169ZM180 94H183L184 95V93H183V91H182V93H180ZM186 94V93H185ZM189 94V93H188ZM225 94V93H224ZM233 94V93H232ZM19 95V96H20ZM162 95V94H161ZM171 95H173V94H171ZM177 95V94H176ZM123 96V97H122ZM181 96V95H180ZM186 96V95H185ZM209 96H211L210 98H209ZM159 97H161V96H159ZM166 97V96H165ZM183 97V96H182ZM181 97V98H182ZM187 97H189V96H186V100L185 101H183V100H180L179 102H187ZM216 97H214V98H216ZM16 98V99H15ZM130 98V97H129ZM180 98V99H181ZM190 98H192L191 96H190ZM234 98V97H233ZM15 99V100H14ZM70 99V98H69ZM124 100H125V98H123ZM122 99V100H123ZM159 99V98H158ZM210 99V100H209ZM227 99V102H228V100H230L231 101V104L229 105L230 107H232V100L231 99H229V97L228 98H226ZM225 99V100H226ZM42 100V102H39V101H41ZM68 99L66 98V101H67ZM121 100V101H122ZM162 100H164V99H162ZM177 100H179V97L176 99V101ZM234 100H237V98H235V99H233V101ZM51 101V100H50ZM198 101V100H197ZM61 102V101H60ZM126 102H127V100L124 102V104H126ZM159 101H157V103H158ZM165 102V101H164ZM223 102H224V104H223ZM234 102H236V101H234ZM234 102H233V104H234ZM58 103V102H57ZM226 103V104H225ZM229 103V102H228ZM22 104V103H21ZM26 104V103H25ZM25 104H22L23 106H25ZM35 104V103H34ZM34 104H32V107L30 106V107H28V108H26V110L27 111H30V113H37V111L35 112L34 110H32V112H31V110H30V108L32 109L33 108V106L35 107V105ZM56 104V103H55ZM61 104V103H60ZM84 104V103H83ZM118 104V105H117ZM122 104H123V102H122ZM145 104V105H146ZM160 104V103H159ZM159 104H156L155 103V105L153 106L154 108H153V111H150V112H153L150 116H152V115H154V117L156 118V119H158V118H161L162 120H171V122H173V121H178L179 123H177V125L179 124V125H182V124H187L188 122H190L192 119H191V117L189 116L190 114H189V109L187 108V104H181V105H177V103H175L177 106H168L167 105V107H160V105ZM192 104V103H191ZM1 105V104H0ZM7 105H9V102H8V104ZM6 105V106H7ZM21 105V106H22ZM130 105H134V104H130ZM130 105H128V106H130ZM11 106V107H12ZM44 106H46L47 107V105H44ZM43 106V104H42V106L41 107H43V109L45 108ZM52 106H54V105H52ZM72 106V105H71ZM218 107L217 109L219 110L222 106L224 107V110H223V112H221V110H219L218 111V114L216 113L217 111V109H214L215 107ZM250 106H252V105H250ZM4 107V106H3ZM50 107H51V105H50ZM117 107V108H118ZM235 107H236V105H235ZM5 108H7V107H5ZM144 108V107H143ZM146 108H149V107H146ZM1 109H3L4 110V108H1ZM17 109V108H16ZM21 109V108H20ZM43 109H41L40 111L43 113V112H46V113H43V115L44 114H47L48 112H50V108L48 107V108H45V109H48L49 111H46V110H44V111H42ZM208 109V110H207ZM214 109V110H213ZM229 109H231V108H229ZM236 109V108H235ZM9 110H10V108H8L7 109V111H6V113H8L9 114ZM35 110H37L36 108H35ZM92 110H94L93 112H91ZM117 110V109H116ZM148 110H151V109H148ZM207 110V111H206ZM232 110V109H231ZM234 110V109H233ZM261 110V109H260ZM25 111V110H24ZM26 111V112H27ZM83 111V112H84ZM126 112V109L124 108V105L122 106V107H120V108H118V112ZM141 111H142V109H141ZM144 111H145V109H144ZM144 111H142L141 113H140V110H139V112H138V114L140 115V114H142ZM147 111V110H146ZM144 112L145 113V116H148L147 115V112ZM213 111V112H212ZM4 112V111H3ZM41 112H39V113H41ZM95 112V113H96ZM149 112V113H150ZM220 112V113H219ZM6 113H5V116H7L8 117V115H6ZM42 113H41V115H42ZM115 113H117V111L115 112ZM128 113V112H127ZM143 113V114H144ZM231 113V112H230ZM233 113V112H232ZM87 114V113H86ZM98 114V115H99ZM129 114H131L130 112H129ZM135 114H136V112L133 114L132 113V116H134L133 117V119L136 117L135 116ZM142 114V115H143ZM215 114H216V116H215ZM33 115V114H32ZM128 115V114H127ZM202 115V116H201ZM223 115V114H222ZM257 115H259V114H257ZM45 116V115H44ZM47 116V115H46ZM92 116V115H91ZM130 116V115H129ZM141 116V115H140ZM150 116H148V117H150ZM128 117V116H127ZM153 117V116H152ZM218 117V119H221V120H217V121H215V119ZM221 117V116H220ZM29 118H31V116L29 117ZM41 118H43V117H41ZM78 118V117H77ZM132 118V117H131ZM200 118V119H201ZM5 119V118H4ZM40 119V118H39ZM39 119H37L38 121H39ZM175 119V120H174ZM22 120V119H21ZM32 120V119H31ZM31 120H29L28 119V121H31ZM40 120H42V119H40ZM129 120H132V119H130L129 118ZM134 120H136V118L134 119ZM148 119L146 118V122H150V121H147ZM173 120V121H172ZM198 120V119H197ZM7 121V120H6ZM24 121V120H23ZM27 121V120H26ZM27 121V122H28ZM138 121V120H137ZM140 121V120H139ZM154 121V120H153ZM212 121V122H211ZM226 121V120H225ZM225 121H223L222 123H224ZM1 122V121H0ZM33 122H35V119H33ZM102 122V123H101ZM143 122H144V120H142L140 123L141 124H143ZM145 122V123H146ZM167 122V121H166ZM168 122H170V121H168ZM187 122V123H186ZM15 123V122H14ZM25 123V122H24ZM80 123H82V122H80ZM87 123V122H86ZM93 123H95V126H93L92 124ZM96 123H97V125H96ZM128 123V122H127ZM131 123H133V122H131ZM131 123H130V125H131ZM137 124H138V122H136ZM164 123V122H163ZM191 123V122H190ZM197 123H198V121H197ZM196 123V124H197ZM257 123V122H256ZM20 124H22V123H20ZM28 124L30 125V124H32V122H28ZM35 124V123H34ZM116 125H117V123H115ZM115 124H113V125H115ZM124 124V123H123ZM141 124H139V125H141ZM147 124V123H146ZM145 124V125H146ZM167 123H164V125H166ZM1 125H3V124H1ZM18 125H19V122H18ZM63 125V124H62ZM88 125H85L84 127H86L87 128V126ZM178 125V126H179ZM189 125V124H188ZM216 125V124H215ZM217 125H218V122H217ZM17 126V125H16ZM65 126V125H64ZM93 126V127H92ZM192 126H194V121H193V124H192ZM191 126V129L192 128H194V127H192ZM195 126V127H196ZM31 127V126H30ZM89 127V126H88ZM128 127H130V126H128ZM136 127H138L139 128V130L140 129H144V126H143V128H140L141 126H136ZM188 127V126H187ZM187 127H184L185 129V132L187 131L188 132V130H186V128ZM215 127V126H214ZM13 128V127H12ZM63 128V127H62ZM120 129H121V126L119 127ZM135 128V127H134ZM138 128L137 129H135V130H132V131H134V132H131V133H133V134H137V130H138ZM190 128V127H189ZM14 129V128H13ZM23 129V128H22ZM28 129H29V127H28ZM32 129H34V127L32 128ZM96 129V130H97ZM162 129V128H161ZM210 129V130H209ZM218 129H220V128H218ZM237 129H239V128H237ZM254 129V128H253ZM8 130H10L9 128H8ZM12 130V129H11ZM10 130V131H11ZM16 130V129H15ZM57 130V129H56ZM96 130H95V132H96ZM122 130V129H121ZM175 130H178V128H175ZM209 130V131H208ZM240 130V129H239ZM29 131V130H28ZM27 131V132H28ZM69 131V130H68ZM100 131V134L98 133V132H96V133H98V134H96L95 132V134L94 135H101V130H99ZM106 131V130H105ZM131 131V130H130ZM143 131V130H142ZM150 131V130H149ZM153 131V130H152ZM168 131V130H167ZM26 132V133H27ZM109 132H111V131H109ZM144 132H145V130H144ZM143 132V133H144ZM178 132H180V131H177V133ZM208 132V133H207ZM22 133H24V131H22ZM55 133V132H54ZM93 133V132H92ZM106 134H104V135H107V133H108V131L107 132H105ZM128 133H129V131H128ZM139 133H141V132H139ZM138 133V134H139ZM181 133H184V131H182ZM181 133H178V134H181ZM251 133V132H250ZM109 134H112V133H109ZM130 134V133H129ZM142 134V133H141ZM141 134H139V135H141ZM185 134V133H184ZM188 134V133H187ZM214 134H215V132H214ZM2 135V134H1ZM23 135V134H22ZM76 135V134H75ZM86 135V134H85ZM87 135H88V133H87ZM90 135V134H89ZM88 135V136H89ZM119 135V134H118ZM118 135H116L117 137H118ZM121 135V134H120ZM177 135V134H176ZM204 135H206V136H204ZM236 135H238V134H236ZM65 136V135H64ZM64 136L62 137L63 139H64ZM91 136H92V134H91ZM115 136V135H114ZM185 136V135H184ZM200 136H204V137H201L200 138ZM21 137V136H20ZM90 137V136H89ZM102 137V136H101ZM101 137H98V138H101ZM123 137H126V134H125V136H124V134H123ZM168 137H170V136H168ZM172 137H173V134H172ZM210 137V136H209ZM209 137L208 138H206V139H209ZM240 137V136H239ZM7 138V137H6ZM61 138V139H62ZM87 138V140H90V138L88 139V137H86ZM107 138V137H106ZM110 138H112V137H110ZM174 138H177L178 139V137L176 136V137H173V140H171V142H173L174 141ZM184 138V137H183ZM199 138V139H198ZM244 138V137H243ZM246 138H248V137H246ZM245 138V139H246ZM52 139V138H51ZM81 139V138H80ZM186 139H189L190 140V138H186ZM4 140V139H3ZM15 140V139H14ZM68 140H70V138H68ZM95 140H97V138L95 139ZM95 140H93V141H95ZM101 140V139H100ZM179 140V139H178ZM239 140V139H238ZM51 141H53V140H51ZM161 141V140H160ZM176 141V140H175ZM181 141V140H180ZM188 141V140H187ZM182 141V142H185V144H187L188 142H190V141ZM199 141H201V140H199ZM14 142V141H13ZM100 142V141H99ZM169 139L168 138H164V140H162V142L160 143H157V144H155V145H162L165 149H167L168 147H170V144H169ZM187 142V143H186ZM195 142H196V140H195ZM202 142V141H201ZM192 143V142H191ZM191 143H189L190 145H191ZM47 144H49V143H47ZM56 144V143H55ZM77 144V143H76ZM183 144V143H182ZM181 144V145H182ZM92 145V144H91ZM174 145V144H173ZM173 145H171V147L170 148H172V149H174L173 147ZM179 145V144H178ZM184 145V144H183ZM173 146V147H172ZM187 146V145H186ZM181 148L183 147V146H180ZM188 147V146H187ZM187 147H184V149L185 148H187ZM142 149H143V147H141ZM160 148H162V147H160ZM163 148V149H164ZM181 148H177L176 150H181ZM146 149V148H145ZM164 149V150H165ZM169 149V148H168ZM138 150V149H137ZM171 150V149H170ZM175 150V149H174ZM175 150V151H176ZM160 151V150H159ZM158 151V152H159ZM166 151H168V150H166ZM161 152V153H171V151H169V152ZM174 151V152H175ZM73 152V151H72ZM147 152V151H146ZM123 154V153H122ZM125 154V153H124ZM144 154H148V153H145L144 152ZM160 154V153H159ZM165 154V155H166ZM146 156V155H145ZM157 156V155H156ZM251 157H253V156H251ZM65 158H66V156H65ZM241 158H242V156H241ZM106 159H108V158H106ZM163 159H165V158H163ZM233 159V158H232ZM238 159V158H237ZM151 160V159H150ZM150 160H149V162H150ZM135 161V160H134ZM226 161V160H225ZM240 161V160H239ZM147 162H148V160H147ZM148 162V163H149ZM214 162H216V161H214ZM224 162V161H223ZM244 162H247V163H249L248 161H244ZM250 162H251V158H250ZM145 163V162H144ZM239 163V162H238ZM123 164H125V163H123ZM130 164V163H129ZM172 164V163H171ZM235 164H236V162H235ZM251 164V163H250ZM249 164V165H250ZM145 165H146V163H145ZM197 165V164H196ZM244 164H242V166H243ZM246 165H248V164H245V166ZM134 166V165H133ZM144 166V165H143ZM201 166V165H200ZM205 165H202V167H197L196 168V170H194V172L195 171H198V169L201 171V168H203L202 170L203 171H206L207 169L206 168H208L207 166H205ZM244 166V168L243 169H246V167H248V166H246L245 167ZM251 166H252V164L249 166L250 168H251ZM120 167V166H119ZM134 167H138V166H134ZM226 167V166H225ZM234 167H236V166H234ZM143 168V167H142ZM204 168L206 169V170H204ZM249 168V169H250ZM7 169V168H6ZM135 169V168H134ZM134 169H132L131 168V170H134ZM221 169V168H220ZM226 169V168H225ZM236 169V168H235ZM235 169H233V170H235ZM239 169V168H238ZM242 169V168H241ZM124 170H125V168H124ZM129 170V169H128ZM127 170V171H128ZM130 170V171H131ZM141 170H143V169H141ZM141 170H139V172L141 171ZM209 170L211 171L212 169H210L209 168ZM209 170H207L206 172H208ZM216 170V169H215ZM214 170V172H213V175H212V171H211V173H210V175H212V176H214V174L216 175V171ZM231 170V169H230ZM111 171V170H110ZM209 171V172H210ZM219 171H221V170H219ZM11 172V171H10ZM223 172V171H222ZM244 172H246V171H244ZM249 172V171H248ZM248 172H246V173H248ZM22 173H24V171H22ZM127 173L128 172H126L125 174H123V175H126V176H123V178H127ZM130 173V172H129ZM132 173H134V172H132ZM136 173H138V172H136ZM199 173H201V172H199ZM205 173V172H204ZM11 174V173H10ZM98 174V173H97ZM243 174H245V173H243ZM131 175H133V174H131ZM134 175H136L135 173H134ZM206 175H209V174H205V175H202V176H206ZM218 175H220V173L218 174ZM223 175V174H222ZM221 175V176H222ZM225 175V174H224ZM130 176V175H129ZM147 176V175H146ZM145 176V177H146ZM149 176V175H148ZM152 176V175H151ZM202 176L200 177V178H202ZM248 176H250V175H247V179H248ZM253 176V175H252ZM251 176V177H252ZM4 177V176H3ZM208 177H211V176H208ZM207 177V178H208ZM228 177V176H227ZM227 177H225V178H227ZM130 178V177H129ZM133 178V177H132ZM146 178H148V177H146ZM212 178V177H211ZM224 178V179H225ZM125 179H123V183L125 184ZM205 179H206V177H205ZM228 179V178H227ZM237 180H238V178H236ZM243 179V178H242ZM122 180V179H121ZM136 180H138V179H136ZM204 180V179H203ZM207 180H210V179H207ZM128 181V180H127ZM130 181V180H129ZM129 181L125 184V185H127V184H129ZM223 179H221V178H219V176L217 177V176H215V178H212V181H208V184L209 183H212L213 184V189L214 190H216V191H214L213 193H211V194H209V196L207 197V193H205V194H207V195H205L207 198H205L204 197V194H203V192L201 191V192H198V193H200V194H203V195H201V200H197L198 202H196V200L194 201V203H189V202H193V201H190V200H187L188 201V203L187 202H185V204H184V202L183 203H181L182 204V206H181V204H179V206H181V207H179V206H176V207H179V208H181V209H183V208H185V210H184V212L185 211H188V215H187V217L185 218V219H183V216H182V213L179 211V210H181V209H179V210H177V212L174 214V221H175V223L178 225V227H180L181 229H182V231H183V233L186 235L185 237H187V235L189 236V237H191V235H192V232H194L195 230H196V227L198 226H201V227H203V226H205V227H207L206 226V224L207 223H201V222H198L197 221V223H192V218L193 217H197V216H199V214H202V215H205V214H208L211 218V223H212V225H213V227L214 228H211L210 230H207V231H202V232H198L199 234H197L194 238H198V237H202V236H204L205 234H206V237L208 238V241H209V244H214L217 248H218V251H219V253L217 254V252L215 253L217 256H215V255H211V256H213V258L212 257H210V255L207 253V255H206V251H199V252H197L196 254H193V255H191V253H190V255L192 256V258L190 257V258H188V259H185L186 257V255L187 254H189V253H187L185 256H184V261H182V260H180V262L181 263H179V260L178 259H176V260H172V259H170L168 262V264H171L170 262L172 261V263H174L175 261L177 262V260H178V263L177 264H191L192 262H193V259H195V258H197V257H199L200 259H202V262H203V264H228V262H229V259L231 258V260L234 262L236 259V251L240 248V247H242V246H244V245H253L254 246V250L252 251L253 252V254L254 255H256V256H259V258H260V260L258 261V262H255L254 264H264V260L263 259H261V255H259V248L257 247V245H256V243H257V240H260L261 238L262 239H264V192L263 193H259L258 195H257V197H255V199H254V197H253V199H252V201H250V205L249 206H246V207H244V206H242V205H240V206H237L236 207V205H235V207H233V208H229L227 205H225L223 202H218L217 201V199L216 198H214L213 197V199H212V196H215V194L216 193H220V195H222V193H224L225 192V186H224V183H223ZM239 181H240V179H239ZM243 181H244V179H243ZM14 182V181H13ZM136 182V181H135ZM138 182V181H137ZM144 182V181H143ZM142 182V183H143ZM229 182V181H228ZM237 182V181H236ZM197 183H199V182H197ZM197 183H196V185H195V187L197 186ZM203 183V182H202ZM225 183H226V181H225ZM245 183V182H244ZM122 184V183H121ZM135 184V183H134ZM204 184V183H203ZM203 184H200V185H203ZM211 184V185H212ZM229 184V183H228ZM243 184V183H242ZM25 185V184H24ZM168 185V184H167ZM191 186L193 185V184H190ZM3 186V185H2ZM7 186V185H6ZM240 186V185H239ZM5 187V186H4ZM120 187V186H119ZM132 187V186H131ZM192 187H194V186H192ZM192 187H190V188H192ZM203 187H204V185H203ZM2 188V187H1ZM125 188V187H124ZM189 188V189H190ZM197 188V187H196ZM206 188V187H205ZM216 188V189H215ZM2 189H4V188H2ZM122 189V191L124 192V193H126L127 191V188H126V190H123V187H120L119 188V192H120V190ZM132 189V188H131ZM207 189V188H206ZM204 190V191H207V190ZM260 189V188H259ZM163 190V189H162ZM191 190H193V188L191 189ZM190 190V191H191ZM126 191V192H125ZM212 190H210L209 192H211ZM5 193H6V191H4ZM117 192H118V190H117ZM123 192H121V193H123ZM132 192V191H131ZM138 192V191H137ZM258 192V191H257ZM113 193V192H112ZM121 193H119V194H121ZM197 193V192H196ZM228 193V192H227ZM115 194V193H114ZM118 194V195H119ZM110 195H112V194H110ZM116 195H117V193H116ZM123 195V194H122ZM122 195H119V197H121ZM124 195H126V194H124ZM147 195V194H146ZM199 195V194H198ZM114 196V198H116V200H117V196L115 197V195H112V197ZM131 196V195H130ZM137 197H139L138 195H137ZM149 197V196H148ZM211 197V198H210ZM216 197V196H215ZM246 197V196H245ZM5 198H7V197H5ZM15 198V197H14ZM72 198V197H71ZM105 198V197H104ZM199 198V197H198ZM197 198V199H198ZM203 198V199H202ZM250 198H252L251 196H250ZM250 198H249V200H250ZM13 199V198H12ZM16 199V198H15ZM17 199H20V198H17ZM101 199V198H100ZM248 199V198H247ZM10 200V199H9ZM69 200H71V199H69ZM80 200V199H79ZM79 200H77V201H79ZM103 200V199H102ZM104 200H106V199H104ZM119 200V199H118ZM240 200V199H239ZM246 199H244V201H245ZM248 200V201H249ZM11 201V200H10ZM120 201H122L123 202V199L122 200H120ZM119 201V202H120ZM139 201H140V199H139ZM236 201V200H235ZM247 201V200H246ZM72 202V201H71ZM117 202V201H116ZM122 202H120V203H122ZM151 202V201H150ZM175 202V201H174ZM174 202H172L173 204H174ZM47 203V202H46ZM115 203V202H114ZM119 203V204H120ZM176 203V202H175ZM241 203H243V202H241ZM57 204V203H56ZM104 204V203H103ZM112 204V203H111ZM123 204V203H122ZM157 204V203H156ZM173 204H171V205H173ZM44 204H42L41 206H43ZM54 205V204H53ZM69 205V204H68ZM74 205V204H73ZM100 205V204H99ZM113 205H118V204H113ZM143 205V204H142ZM176 205H178V204H176ZM0 206H2V205H0ZM11 205H5L4 207H6V208H8V209H6V210H9V207H10ZM71 206H72V204H71ZM75 206V205H74ZM77 206V205H76ZM110 205H108V206H106L107 208L109 207ZM120 206V205H119ZM135 206V205H134ZM167 206V205H166ZM166 206H165V208H166ZM174 206V205H173ZM233 206V205H232ZM45 207V206H44ZM58 207H61V206H58ZM57 207V208H58ZM65 207H67V206H65ZM69 207V206H68ZM95 207V206H94ZM121 207H122V205H121ZM148 207V206H147ZM151 207V206H150ZM168 207L169 208H171L169 205H168ZM2 209H3V207H1ZM98 208H101V207H97V209ZM120 208V207H119ZM174 208V207H173ZM37 209V211L39 210V211H42L43 210V208L42 209H40V207L39 208H36ZM35 209V210H36ZM67 209V208H66ZM71 209V208H70ZM70 209H68V211L70 210ZM178 209V208H177ZM4 211H6L5 210V208L3 209ZM3 210H0V212H2ZM34 210V208L31 210V211H35ZM58 210V209H57ZM65 210V209H64ZM64 210H62V212L64 211ZM72 211H71V213H73V214H75V211H73V209H71ZM89 210V209H88ZM120 210V209H119ZM139 210V209H138ZM174 210H176V208H174ZM183 210H182V212H183ZM3 211V212H4ZM36 211V212H37ZM34 212V214H41V213H43V211L42 212ZM118 211V207H112V208H110V211H109V213L110 214H112V213H120L119 211ZM133 211V210H132ZM2 212V213H3ZM30 212V211H29ZM46 211H44V213H45ZM98 212V211H97ZM161 212V211H160ZM171 212H174V211H171ZM5 213V214H4ZM2 215H5V217H6V213L7 212H4ZM20 213V212H19ZM22 213H24V212H22ZM21 213V214H22ZM83 213V212H82ZM141 213V212H140ZM187 213V212H186ZM8 214V216H9V214H10V212H8L7 213ZM64 214V213H63ZM65 214H66V212H65ZM81 214V213H80ZM12 215V214H11ZM27 215H29V214H27ZM67 215H68V217H69V212L67 213ZM72 215V214H71ZM115 215V214H114ZM113 215V216H114ZM18 216H20L21 217V215H18ZM33 216H35V215H33ZM64 217H65V215H63ZM117 216V215H116ZM120 216V215H119ZM208 216V217H209ZM25 217V216H24ZM27 217V216H26ZM31 217V216H30ZM37 217V216H36ZM121 217V216H120ZM218 217H222L221 219H223V218H226L224 221H221V219L220 218H218ZM2 218V217H1ZM66 218V217H65ZM63 219V220H66V219ZM72 218H74V216H72ZM72 218L70 217V220H72ZM113 217H111V220H113L112 219ZM218 218V220L220 219V221H217L216 219ZM7 219H9L8 217H7ZM39 219H40V217L38 218H36V220H38L39 221ZM121 219V218H120ZM209 219V218H208ZM28 220H30V219H28ZM27 220V221H28ZM31 220H32V218H31ZM69 219L67 218V220L66 221H68ZM74 220V219H73ZM115 220V219H114ZM171 220V219H170ZM2 221V220H1ZM4 221V220H3ZM34 221H35V218H34ZM116 221H119V219L118 220H116ZM166 221V220H165ZM167 221H169V219L167 220ZM208 221V220H207ZM63 223H64V221H62ZM61 222V223H62ZM70 222V221H69ZM74 222V221H73ZM93 222V221H92ZM109 222V221H108ZM108 222H106L107 224H109V225H111L109 228H111V227H114V222H112V224H110V223H108ZM120 222V221H119ZM121 222H123V221H121ZM126 222V221H125ZM141 221H139L138 223L136 222L135 224L137 225V227L141 224L140 223ZM149 222V221H148ZM219 222V223H218ZM33 223V222H32ZM99 223V222H98ZM97 223V224H98ZM127 223V222H126ZM215 223H218V224H216V225H214ZM36 224H37V226L39 225V223L38 222H36ZM65 224V223H64ZM71 224H73L72 223V221H71ZM70 223H69V226L71 225ZM96 224V223H95ZM95 224H93V225H95ZM103 225H104V223H102ZM150 224V223H149ZM209 224V223H208ZM67 225V224H66ZM100 225H101V223H100ZM100 226V227H102V228H106V227H104V226ZM116 225V224H115ZM127 225H129V224H127ZM136 225H134V226H136ZM157 225V224H156ZM32 226H34V225H32ZM59 226V225H58ZM76 226V225H75ZM106 226H108V225H106ZM133 226V228H135ZM152 226V225H151ZM165 226V225H164ZM36 227V226H35ZM34 227V233L37 231V228H35ZM62 227V226H61ZM67 228H68V226H66ZM116 227V226H115ZM128 228H129V226H127ZM127 227H124V229H126ZM142 227V226H141ZM9 228V227H8ZM32 228V227H31ZM59 228V227H58ZM62 228H64V227H62ZM120 229H122L121 227H119ZM204 228V227H203ZM202 228V229H203ZM35 229H36V231H35ZM55 229V228H54ZM57 229V228H56ZM101 229V228H100ZM163 229V228H162ZM32 230V229H31ZM107 230H109V229H107ZM118 230V229H117ZM170 230H171V228H170ZM198 230H200V228H198ZM1 231V230H0ZM54 230L52 229V231L51 232H53ZM72 231V230H71ZM110 231V230H109ZM121 231V230H120ZM136 230H134V231H131V232H135ZM31 233H33L32 231H30ZM61 232V231H60ZM70 232V231H69ZM103 232V231H102ZM119 232V231H118ZM130 231L129 232H126V230H124V231H122V233L123 234H121L120 235V237H119V240L120 241H122V242H127V243H129L128 245H126V246H123L122 248H120V251H118V252H116V253H114V254H111L109 257L111 258V260H112V263L113 264H163L164 262H165V260H168L167 258L166 259H164L163 258V254H162V252L160 251V249H159V247H158V245H157V242L155 241V239L154 238H148V237H142L137 231H136V233H131ZM196 232V231H195ZM6 233H8V232H6ZM31 233H29V234H31ZM100 233V232H99ZM98 233V236L96 235V234H94V235H96V237H99L100 238V236L99 235H101V234H99ZM106 233V232H105ZM164 233H165V230H164ZM15 234V233H14ZM29 234H26V238H27V235H29ZM112 234V233H111ZM159 234V233H158ZM160 234H162V232L160 233ZM159 234V235H160ZM183 234V235H184ZM94 235H92L91 236V238H92V240L93 239H95L93 236ZM148 235V234H147ZM150 235V234H149ZM167 235V234H166ZM9 236V235H8ZM88 236V235H87ZM102 236V235H101ZM150 236H152V235H150ZM149 236V237H150ZM178 236V235H177ZM182 236V235H181ZM86 237V236H85ZM89 237H90V235H89ZM179 237V236H178ZM183 237V240H186L185 238H184V236H182ZM189 237H187V238H189ZM79 237H78V234L76 233V232H74V233H72L71 234V240H69V242L72 244V245H74V247H75V250L73 251V253L74 254H72V255H69V257L70 258H73L74 260H77V259H85V262L84 263H80V264H104V262H105V260L103 259V256H102V253H101V251H100V249H99V247L96 245L97 244V241H98V239H96L97 241L95 242V241H88L87 242V244H83L82 242H81V240H79L78 239ZM83 238V237H82ZM88 238V237H87ZM91 238H90V240H91ZM30 239H33L32 238V236H31V238ZM51 240H52V238H50ZM101 240H102V238H100ZM118 239V238H117ZM116 239V240H117ZM189 239H192V237L191 238H189ZM28 240V239H27ZM180 240H182V239H180ZM182 240V241H183ZM33 241V240H32ZM60 241V240H59ZM100 241V240H99ZM98 241V242H99ZM114 241V240H113ZM188 241V240H187ZM8 242V241H7ZM207 242V241H206ZM233 242V243H232ZM39 243V242H38ZM47 243H50V244H47V245H50L49 247L47 246V247H45L44 245V248H46L44 251H42V253H39V254H37V255H40V261L41 260H48L49 259V254H51L52 255V257H51V261L52 262H54V264H61L62 262V259H63V253L62 252H65L64 250H60L61 249V247H63L64 248V246H65V248H67L66 247V245H67V243H65L66 245H63V246H58L59 248L57 249V244H54V242L53 241H48ZM69 243V245L71 246V244ZM198 243V242H197ZM200 243H201V241H200ZM262 243H264V241L262 242ZM28 244V243H27ZM62 244H64V243H62ZM99 244V243H98ZM164 245V244H163ZM180 245V247L182 246V244H179ZM258 245H260V244H258ZM4 246H5V243H4ZM18 246V245H17ZM27 246V245H26ZM22 247H25V246H22ZM32 247V246H31ZM205 247V246H204ZM260 247V246H259ZM5 248V247H4ZM39 247H36V250L38 249ZM175 248V247H174ZM177 248H179V247H177ZM25 249H27L28 250V248H26L25 247ZM31 249H35V248H31ZM5 251H6V249H4ZM22 250V249H21ZM40 250V249H39ZM38 250V252H40ZM60 250V251H59ZM186 250V249H185ZM190 250H192V249H190ZM189 250V251H190ZM245 250V249H244ZM10 251V250H9ZM9 251L7 250V253H9ZM22 251H24V249L22 250ZM62 251V252H61ZM172 251H174V250H172ZM184 251V250H183ZM194 251V250H193ZM196 251V250H195ZM243 251V250H242ZM261 251H262V249H261ZM18 252H19V250H18ZM18 252H16V253H18ZM72 252V251H71ZM244 252V251H243ZM109 253V252H108ZM167 253V252H166ZM171 253V252H170ZM173 253V252H172ZM6 254V253H5ZM10 254V253H9ZM23 254H24V252H23ZM22 254V255H23ZM28 254H30L29 252H28ZM105 254V253H104ZM18 255H21V254H18ZM18 255H16V256H18ZM197 255V256H196ZM206 255V256H205ZM25 256H26V254H25ZM215 256V257H214ZM3 257H5V256H3ZM106 257V256H105ZM183 257V256H182ZM6 258H8L7 256H6ZM18 258V257H17ZM24 258V257H23ZM199 258H197V259H199ZM19 259H20V261L22 260V257L20 256L19 257ZM244 259V258H243ZM6 259H4L3 261H5ZM30 260V259H29ZM45 261H42L43 263L45 262ZM50 261V262H51ZM251 262V261H250ZM254 262V261H253ZM42 263V264H43ZM46 263V262H45ZM47 264V263H46ZM167 264V263H166ZM243 264V263H242Z\"/></svg>","mask_w":264,"mask_h":264}]
</instances>
